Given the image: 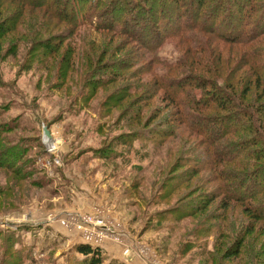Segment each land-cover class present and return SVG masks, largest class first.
<instances>
[{"label":"rangeland","instance_id":"obj_1","mask_svg":"<svg viewBox=\"0 0 264 264\" xmlns=\"http://www.w3.org/2000/svg\"><path fill=\"white\" fill-rule=\"evenodd\" d=\"M93 5L100 19L105 5ZM16 11L21 12L17 32L0 41V151L15 147L27 162L22 165L34 162L38 172L22 181L0 169V220L12 221L0 224V264H90V257L77 251L83 242L77 218L68 217L72 213L93 224L105 218L118 233L94 235L105 240L92 245L103 250V264H264V219L250 213L249 202L225 200L229 182L222 179L228 173L242 175L264 160L243 159L244 170L242 163L219 165L213 147L178 122V109L182 115L185 109L176 107L160 84L161 77L175 76L152 61V56L180 60L178 41L167 39L151 55L129 35L75 26L45 9L0 0V22ZM45 46L58 50L48 54ZM228 47L232 59L238 56L232 53L244 50ZM236 77L244 79V88ZM231 82L251 110L264 103L262 87L247 66ZM193 91L203 95L201 89ZM46 128L52 139L45 137ZM170 129L175 133L163 140L157 135ZM241 135L226 139L235 144L241 137L249 145L258 138L254 131ZM208 147L212 164L205 168ZM255 148L248 146V155ZM196 167L203 171L194 174ZM35 180L44 188L32 185ZM208 195L216 198L202 206ZM253 204L262 206L264 194ZM46 220L73 236L43 225Z\"/></svg>","mask_w":264,"mask_h":264},{"label":"trees","instance_id":"obj_2","mask_svg":"<svg viewBox=\"0 0 264 264\" xmlns=\"http://www.w3.org/2000/svg\"><path fill=\"white\" fill-rule=\"evenodd\" d=\"M15 1L30 7L45 9L53 17L69 21L75 26H90L95 30L108 31L116 35H129L136 43L150 50L151 55L153 52L158 54L167 39H175L183 51L180 60L169 63L158 61L161 58L156 60L152 56V61L159 66L164 65L166 75L175 76L169 79L161 77L160 84L162 83V91L176 107L185 109L184 115L178 109V122L196 134H200L205 143L213 147L217 155L214 156L219 165L242 163L240 167L244 170L246 163L243 159L255 156L254 160H264V135L262 134L264 103L251 110L242 102L245 95L243 91L241 99L237 96L234 83L231 82L232 76L240 72L243 66H247L256 76V86L262 87L260 96H264V0H94L99 2L98 7L105 5V15L100 16V19L95 13L97 8L93 5L94 1L90 2L88 8L91 16L86 15L89 0ZM104 2L105 4H102ZM50 8L56 12H52ZM18 13L21 12L16 11L0 22V41L7 35L17 32V25L21 18ZM184 45L186 48L182 49ZM233 46L244 48L242 55L239 52L232 53L238 54L236 59L230 58L224 49V47L234 49ZM45 49L48 54L52 50L54 53L58 50L55 46L51 50L45 46ZM234 61V65L229 66L230 62ZM126 66L128 65L119 67L126 68ZM225 75L226 83H219ZM234 79L236 82L241 79L243 88L245 87L243 78ZM195 88L202 90L201 97L193 91ZM218 110L224 114L209 117L205 113ZM253 131L257 133L258 138H254L249 145L242 144L241 137L235 144L226 139V136L237 138L243 136L241 135L243 132ZM173 133L175 130H164L163 133L159 130L157 135L161 134L160 138L163 140ZM3 140L0 135V143ZM117 140L122 141V139ZM124 143L130 144L127 140ZM253 145L256 148L248 155L246 150L248 146ZM212 147L206 150V160L203 161L205 168L212 164V160L209 161ZM103 156L109 157L110 154L103 153ZM22 157L15 147L1 150L0 169L15 174L22 181L30 180L38 169L34 162L30 165H22L27 163L22 161ZM16 165L19 169L13 168ZM199 170L200 168L196 167L194 174L203 171V169ZM222 179L229 182L224 187L225 200L249 202L250 213L256 219H264V204L262 206L253 204L261 194H264V161L255 169L247 170L242 175L228 173L223 175ZM32 185L43 187L42 182L39 183L36 180L32 182ZM243 188L250 192L243 193ZM210 197L213 196L208 195L202 200V204L204 202L202 206L210 203ZM193 206L199 207L196 202ZM196 210L198 211L199 208ZM76 248L80 254L90 257V264H103V250L100 247L78 243ZM234 249L232 252L236 253V248Z\"/></svg>","mask_w":264,"mask_h":264},{"label":"built area","instance_id":"obj_3","mask_svg":"<svg viewBox=\"0 0 264 264\" xmlns=\"http://www.w3.org/2000/svg\"><path fill=\"white\" fill-rule=\"evenodd\" d=\"M44 142L47 145V148H49L48 150L50 151V145L46 142L45 138H44ZM53 152V151H50ZM71 218V221L73 219V217L77 218L74 219V222H76V224H78V229H76L77 231L80 232V234L78 235L79 238H81L80 240L83 243H87L90 245H96V246H102L105 242L104 237L101 236H94L96 233H102V235L104 234V232H108V233H112L115 236H118V233H115L113 231H111L110 226L108 225L107 221L103 219H100L98 223L93 224V222H91L90 220L82 217V215H80V213H72V214H68ZM4 220H0V224L4 223L5 226H7V224H9L12 221L9 220H5V222H2ZM53 222V220H52ZM68 229V228H67ZM70 229H75V228H70ZM92 230L93 234H91ZM71 231V230H70ZM73 231V230H72Z\"/></svg>","mask_w":264,"mask_h":264},{"label":"crops","instance_id":"obj_4","mask_svg":"<svg viewBox=\"0 0 264 264\" xmlns=\"http://www.w3.org/2000/svg\"><path fill=\"white\" fill-rule=\"evenodd\" d=\"M29 222H31L32 224H34L35 222L33 221V220H30ZM46 222V223H45ZM44 223L45 224H50L51 225V227H53V229L57 232V233H61L63 236H67V237H69V236H73V234H71V232L70 231H68L63 225H57V223L55 224V222H52V221H50V220H46V221H44L42 224L44 225ZM53 225V226H52ZM67 231V232H66ZM65 232H66V234H65Z\"/></svg>","mask_w":264,"mask_h":264},{"label":"water","instance_id":"obj_5","mask_svg":"<svg viewBox=\"0 0 264 264\" xmlns=\"http://www.w3.org/2000/svg\"><path fill=\"white\" fill-rule=\"evenodd\" d=\"M45 137L49 138V139H52L51 135H50V131L46 128V131H45ZM44 137V138H45Z\"/></svg>","mask_w":264,"mask_h":264},{"label":"bare ground","instance_id":"obj_6","mask_svg":"<svg viewBox=\"0 0 264 264\" xmlns=\"http://www.w3.org/2000/svg\"><path fill=\"white\" fill-rule=\"evenodd\" d=\"M50 145L52 144V143H49ZM52 146V145H51Z\"/></svg>","mask_w":264,"mask_h":264}]
</instances>
